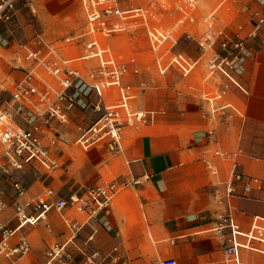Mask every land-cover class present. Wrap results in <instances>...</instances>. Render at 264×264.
<instances>
[{"label": "crops", "instance_id": "crops-1", "mask_svg": "<svg viewBox=\"0 0 264 264\" xmlns=\"http://www.w3.org/2000/svg\"><path fill=\"white\" fill-rule=\"evenodd\" d=\"M262 40L257 39L252 44L254 56L247 61L246 70L239 77L248 92L221 77L211 78L207 86L203 85L202 92L196 91L195 85L192 90L179 91L173 77L159 80L153 92L145 91L139 102L143 108L154 107L158 111L156 120L146 126L137 124L125 128L116 149L107 142L87 149L78 144L80 127L88 126L100 113L93 109L72 112L71 120L58 126L69 139L59 146V168L47 170L38 165H26L23 169H12L13 180L21 179L16 176L23 175L26 169L33 170L28 174L23 194H18L10 185V177L0 181V226L15 230L9 240L11 247L20 239H26L30 246L28 253L15 254L14 262L4 257L0 264H48L49 256L47 259L42 244L49 243L52 236L57 237L59 245L65 244L67 250L76 254V258L77 254L83 256L77 262L84 264H87V255L99 253L95 249L85 250L87 245L99 240V236L108 240L103 256L111 262L125 255L118 251V246L109 249L113 245L123 243L128 247V244L152 240L154 249L150 256L156 257L161 253L157 241L169 239V258L178 261L189 253H202L207 256L208 264H223L226 236L217 232L209 238L196 235L212 231L219 217L227 213L233 215L244 231L250 229L256 216L264 225V191L255 189L248 193L239 185L237 194L228 196L226 186L232 161L217 155L216 151V156L213 154L214 149L234 151L239 170L264 179ZM125 80L128 81L127 77ZM113 93L117 96L115 90ZM92 100L95 101V97ZM216 177L223 186L217 185ZM115 180L127 185L104 210L95 211L94 205L84 212L73 206L62 210L53 207L44 217L49 214L47 222H41L43 218H40L34 223H22V214L17 211V206L21 205L27 217L36 216L40 210L32 204H24L45 195L49 189L55 192L50 198L54 202L76 191L83 193V187L88 184L106 185ZM200 213L203 215L194 220ZM179 216L189 218L185 228L177 226L178 221L173 223ZM206 224L212 226L199 229ZM189 236L193 241L199 239L198 242L189 246L185 243L190 240ZM126 253L131 258L133 250L127 248ZM241 256L244 264H264L263 253L242 249ZM146 257L139 256L137 261H144ZM97 260L102 264L100 257ZM225 260L232 264L226 256Z\"/></svg>", "mask_w": 264, "mask_h": 264}, {"label": "built area", "instance_id": "built-area-1", "mask_svg": "<svg viewBox=\"0 0 264 264\" xmlns=\"http://www.w3.org/2000/svg\"><path fill=\"white\" fill-rule=\"evenodd\" d=\"M204 1L186 0L184 19H194L196 8ZM227 1L219 0L208 17L209 35L203 46L204 51H211L206 58L208 77L224 78L248 92L239 77L245 72L248 59L254 55L247 38L263 39L264 49V0H252L254 4L247 3L241 8L242 12H250L252 28L247 37L233 36L228 24L221 27L215 21L216 11ZM81 3L87 17V29L82 34L86 37L85 53L66 56L59 55L52 46L43 53L28 48L32 61L24 68L20 78L14 81L10 101L3 103L0 98V168L6 174L11 175L12 169H23L26 165H38L47 170L59 168V146L69 139L60 132L58 126L68 123L70 114L76 109H93L100 113L88 126L80 127L77 143L85 149L101 142H107L112 149H116L125 128L154 120V110L135 108L136 90L125 80L129 69L118 59L106 39L123 31L129 22H140L147 29L151 49L162 71L171 64L181 68L185 74L197 68L199 59L191 60L180 54H173L169 63L162 65V53L159 50L172 31L162 25H150V16L143 6L124 7L121 0H81ZM12 9L13 0H0V20L10 18ZM91 58L97 59V68L83 66L82 61ZM110 96L115 98L110 101ZM92 97H95V101ZM216 154L231 159L233 164L226 186L228 196L236 195L239 185L248 193L255 189L264 191V179L238 169L235 152L217 150ZM14 185L18 194H23L25 189L22 183L15 180ZM126 185L127 182L116 180L106 185L88 184L83 187V193L76 191L68 198L60 197L54 202L50 198L55 192L49 189L45 195L32 198L24 204H32L40 210L36 216L27 217L21 205L17 206V211L22 214V223H34L44 218L53 207L62 210L73 206L84 212L94 205L95 211L104 210L109 208L112 198ZM260 220L256 216L250 229L244 231L231 213L219 217V222L211 229L226 236L223 251L229 262L244 264L242 249L264 254V225ZM14 232L0 226V261L7 257L14 262L15 254L22 256L30 251L26 239H20L14 247L10 246L9 240ZM48 256V264H84L76 261V254L67 250L65 244L50 248ZM97 257L98 253L93 252L86 256L85 263L100 264ZM160 264H178V261L169 258L161 260Z\"/></svg>", "mask_w": 264, "mask_h": 264}, {"label": "rangeland", "instance_id": "rangeland-1", "mask_svg": "<svg viewBox=\"0 0 264 264\" xmlns=\"http://www.w3.org/2000/svg\"><path fill=\"white\" fill-rule=\"evenodd\" d=\"M251 1H227L216 11L215 21L221 27L228 24L231 29L230 33L233 36L247 37L252 28L250 12H242L241 8L247 3L254 4ZM185 2L186 0H121L124 7L143 6L150 16V25H162V27L169 28L172 31V34L162 44L163 46L159 50L162 53V65L163 63H169L170 57L173 54H180L191 60L199 59L197 68L191 73L185 74L181 68L172 64L167 70L162 71L161 65L158 64L157 57L151 49L147 29L140 22H129L123 31L106 38L118 59L122 63H125L129 69V73L125 77H127V80L136 90V97L134 98L135 108L139 110H154V120H156L158 111L154 107L143 108L139 105V102L145 91L153 92L159 80L162 81V79L173 77L177 80L176 85L179 91L186 92L190 89L192 90V86L195 85V90L202 92L203 87L207 86L208 81L213 78L212 76L208 77L206 65V58L211 51H204L203 46L209 35V14L219 4V0H205L196 8L195 18L192 20L184 19L183 17L185 14ZM86 29L87 17L81 0H13V9L10 18L0 20L1 101L3 103L10 101L14 81L20 78L24 68L28 67L31 63L32 55L28 51V48L38 53H43L49 46H52L59 55H83L85 53L84 40L86 37L82 36V34ZM247 40L250 47L253 48L252 44H254L256 39L254 40L253 37H248ZM82 62L86 68H97L98 65L96 58L83 60ZM135 69H138L137 73ZM154 120L142 125L146 126ZM215 151L217 150L214 149L213 154H215ZM230 153H234V151H230ZM32 172L33 170L28 168L23 175L16 176L19 178L22 177L21 179L15 177L16 180L22 183L24 189L27 188L28 174ZM35 173L38 172L35 171ZM7 177L11 178L12 175L4 173L0 168V181L2 178L6 179ZM215 180L217 185L223 186V184H220V179L216 177ZM11 182L10 185L17 190L14 185L15 180L11 178ZM48 215L47 218H43L40 221L47 222ZM202 215L203 213H200L197 219ZM176 221L179 222L177 226L184 228L189 224V218L185 216H179L173 220V223ZM203 221L205 220L202 219ZM211 226L206 224L200 226L199 229ZM215 233L216 231L209 230L196 236L199 238L203 236L209 238ZM99 237V240L94 241V244L91 246L87 245L88 248L85 250H98V257L103 260L102 264H130V262H133V264H160L161 260L169 259V247L171 243L169 239H163L161 242L157 241L158 245H161V253H157L156 257L150 256L152 249H154V242L152 240H148L142 244H128V247L123 243L113 245L109 249L118 246V251L125 253V255L122 254L115 262H111L110 258L103 256L108 240H105L101 236ZM191 237L189 236L188 239ZM198 240L193 241L190 239L189 241H185V243L192 246ZM58 243L57 237L52 236L49 243L42 244L47 259L49 249ZM127 248L133 250L131 258L126 256L128 254L126 253ZM139 256L147 257L144 261L138 262ZM82 258L83 256L77 254L76 261H81ZM222 258L223 261H220L223 264H229L226 262L224 255ZM178 261L180 264H208L206 262L207 256L204 257L202 253H189L188 256H184Z\"/></svg>", "mask_w": 264, "mask_h": 264}, {"label": "bare ground", "instance_id": "bare-ground-1", "mask_svg": "<svg viewBox=\"0 0 264 264\" xmlns=\"http://www.w3.org/2000/svg\"><path fill=\"white\" fill-rule=\"evenodd\" d=\"M46 217V216H45ZM208 230V229H207ZM212 230V229H211Z\"/></svg>", "mask_w": 264, "mask_h": 264}]
</instances>
